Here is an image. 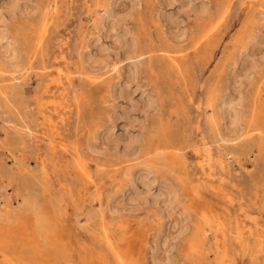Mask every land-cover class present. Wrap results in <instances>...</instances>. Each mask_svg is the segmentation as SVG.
<instances>
[{"label":"rangeland","instance_id":"obj_1","mask_svg":"<svg viewBox=\"0 0 264 264\" xmlns=\"http://www.w3.org/2000/svg\"><path fill=\"white\" fill-rule=\"evenodd\" d=\"M0 264H264V0H0Z\"/></svg>","mask_w":264,"mask_h":264},{"label":"bare ground","instance_id":"obj_2","mask_svg":"<svg viewBox=\"0 0 264 264\" xmlns=\"http://www.w3.org/2000/svg\"><path fill=\"white\" fill-rule=\"evenodd\" d=\"M211 23H213V22H211ZM213 25V24H212ZM209 27V26H208ZM207 30V29H206ZM213 30H214V28H213ZM210 31V30H209ZM206 33H208V32H206ZM210 35V34H209ZM199 38V37H198ZM201 39H202V37H200ZM200 39V40H201ZM232 101H234V100H232ZM235 106V105H234ZM234 106H232V104L231 103H229V104H227V106H226V108H225V110L227 109V115L230 117V114H229V112H230V110L232 109V107H234ZM235 108V107H234ZM233 108V110L235 111V109ZM236 113V112H235ZM234 114V113H233ZM236 120V115L234 114L233 115V118L231 119V121L232 122H234ZM23 238V237H22ZM24 241V240H23ZM4 256V255H3Z\"/></svg>","mask_w":264,"mask_h":264}]
</instances>
